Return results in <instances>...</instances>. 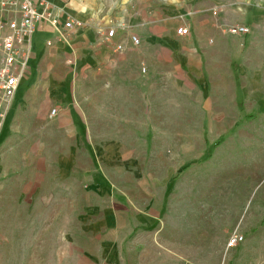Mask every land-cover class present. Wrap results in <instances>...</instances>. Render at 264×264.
Listing matches in <instances>:
<instances>
[{"label":"crops","instance_id":"obj_1","mask_svg":"<svg viewBox=\"0 0 264 264\" xmlns=\"http://www.w3.org/2000/svg\"><path fill=\"white\" fill-rule=\"evenodd\" d=\"M49 1L82 25L68 31L46 21L37 24L10 120L24 119L45 128L44 132L52 125L56 132L68 134L67 151L58 165L63 163L68 176L76 155L84 151L89 167L81 169V179L93 183L97 196L107 192L114 198L128 197L121 184L110 192L103 168L111 162L135 163L131 150L141 147L137 141L157 132L152 124L154 111L199 107L201 115L225 122L243 112L252 115L264 110V0ZM120 22L124 27H117L108 38L107 30ZM237 25L249 31H227ZM181 26H187L189 33L177 34ZM132 36L138 38L137 44ZM246 102H251L252 112ZM211 126L216 125L203 126L201 131L227 133L236 127ZM158 130L167 132V128ZM176 131L184 132L183 126ZM3 148L0 141V166ZM8 180L9 174L0 171L6 189ZM167 187L168 182L165 191ZM154 204L141 219L162 227L166 222L162 202L159 209ZM121 206L124 201L112 200V206L100 207L101 211L93 207L86 211L88 219L91 215L96 219L94 227L103 245L119 243L109 239L105 230L130 223ZM104 254L101 264L108 261Z\"/></svg>","mask_w":264,"mask_h":264},{"label":"rangeland","instance_id":"obj_2","mask_svg":"<svg viewBox=\"0 0 264 264\" xmlns=\"http://www.w3.org/2000/svg\"><path fill=\"white\" fill-rule=\"evenodd\" d=\"M245 105L251 109V102ZM11 107L0 129V171L9 174L7 189L0 181V264H101L103 252L106 264H264V110L225 122L201 115L199 107L154 111L157 132L137 141L135 163L103 168L110 192L121 184L128 196L114 198L97 196L93 183L81 179L89 167L84 151L68 176L58 165L68 134L12 121ZM210 124L236 127L201 131ZM112 200L124 201L130 217L122 228L104 231L119 242L114 247L100 243L96 219L86 214ZM155 201L158 209L163 205L162 227L141 219ZM234 232L244 239L229 247Z\"/></svg>","mask_w":264,"mask_h":264},{"label":"built area","instance_id":"obj_3","mask_svg":"<svg viewBox=\"0 0 264 264\" xmlns=\"http://www.w3.org/2000/svg\"><path fill=\"white\" fill-rule=\"evenodd\" d=\"M41 21L53 27L62 25L68 31L82 25L81 21L64 15L63 10L49 0H0V129L25 75L31 57L32 36ZM117 27H124V22L109 28L106 36L111 38ZM227 31L245 34L249 29L237 25L227 28ZM176 33L186 35L189 28L181 26ZM132 40L136 44L139 42L136 36H132ZM54 112L52 109L51 113ZM243 239L241 233L234 232L228 237L227 245L235 246Z\"/></svg>","mask_w":264,"mask_h":264}]
</instances>
